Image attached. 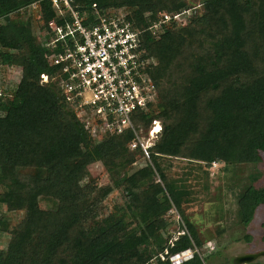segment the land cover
<instances>
[{"label":"trees","instance_id":"obj_1","mask_svg":"<svg viewBox=\"0 0 264 264\" xmlns=\"http://www.w3.org/2000/svg\"><path fill=\"white\" fill-rule=\"evenodd\" d=\"M193 1L70 0L86 29L98 23L97 15L122 12L140 31L142 57L155 62L146 74L156 101L131 116L144 137L153 121L160 123L146 159L140 148H129L130 129L98 140L65 100L61 66L50 65L48 56L55 53L46 39L54 37L50 23L63 29L71 24L70 13L58 15L50 0H0V64L21 69L15 87L0 97V203L24 212L15 225L0 217V233L9 236L0 264H171L170 255L201 248L187 220V233L162 246L165 214L172 205L182 213L183 204L193 201L188 173L168 177L167 158L200 170L203 164L221 163L228 171L262 162L264 0H197L202 12L187 20ZM33 4L38 35L21 16ZM172 14H180L182 23L162 22ZM97 163L110 184L97 186L90 178ZM154 173L162 185L151 180L142 187ZM259 175H248L235 198L241 227L264 205V188L253 185ZM114 191L122 205L105 215L103 202ZM40 198L55 208L41 209ZM201 255L181 264H203Z\"/></svg>","mask_w":264,"mask_h":264},{"label":"built area","instance_id":"obj_2","mask_svg":"<svg viewBox=\"0 0 264 264\" xmlns=\"http://www.w3.org/2000/svg\"><path fill=\"white\" fill-rule=\"evenodd\" d=\"M50 1L58 15L67 11L71 17V24L64 29L50 23L54 37L46 39L48 50L55 53L48 56L50 65L61 66L58 79L65 100L73 105L76 116L83 119L94 138L99 140L130 129L134 139L129 148H140L148 159V149L161 126L159 121H153L144 137L132 123V114L146 111L156 101L155 86L146 74L155 62L143 58L139 51L140 31L132 29L122 12L111 13L109 17L97 15L98 23L86 29L81 17L70 7V0ZM30 9L36 10L37 5H31ZM171 18L182 23L180 14L163 15L162 22ZM156 28L158 24L150 27ZM40 79L41 83L48 81L45 74ZM194 253L198 254L196 249L174 254L171 264H180Z\"/></svg>","mask_w":264,"mask_h":264},{"label":"rangeland","instance_id":"obj_3","mask_svg":"<svg viewBox=\"0 0 264 264\" xmlns=\"http://www.w3.org/2000/svg\"><path fill=\"white\" fill-rule=\"evenodd\" d=\"M193 3L196 7L187 8V20L202 12L198 6L200 1L196 0ZM22 14L21 16L25 18L32 33L38 35L39 14L29 8L24 9ZM13 18L15 17L13 16ZM4 23V20L0 18V25ZM20 73L21 69L17 66L0 64V93L5 95L6 91L15 87ZM9 100L2 101L8 103ZM167 159L166 165L169 164V169L166 174L168 177L176 179L181 178L184 172L188 173L186 184L193 192V201L183 204L182 213L172 205L165 214L164 220L167 227L160 232L163 247L173 242L178 235L187 233V220L194 226L202 243L197 252L203 254L201 255L203 264H232L233 259L237 256L264 251V205L257 208L252 221L246 227L240 226L235 205V198L248 175L260 174L253 185L256 188H264V155H262V162L256 167L237 166L232 168L233 170L229 168L228 171L223 169L224 164L221 163H213L208 167L203 164L202 170H200L201 168L197 164L186 160ZM205 171L208 173L207 176ZM90 178L97 186L110 184L107 172L99 163L91 168ZM151 180L162 185L158 174L154 173L153 177L144 182L142 187H146ZM1 191L0 187V193ZM38 204L43 210H51L56 206L54 202L45 198H40ZM120 205H122L120 195L116 191L112 192L103 202V214L113 213ZM2 216L9 219V225H15L22 219L24 212H9L6 204L0 203V217ZM8 239V234L0 233V248L6 247ZM185 254H189V252ZM161 260H166V258H161ZM254 263L264 264V258H259Z\"/></svg>","mask_w":264,"mask_h":264},{"label":"water","instance_id":"obj_4","mask_svg":"<svg viewBox=\"0 0 264 264\" xmlns=\"http://www.w3.org/2000/svg\"><path fill=\"white\" fill-rule=\"evenodd\" d=\"M259 258H264V251L237 256L233 259L232 264H251L256 262Z\"/></svg>","mask_w":264,"mask_h":264},{"label":"clouds","instance_id":"obj_5","mask_svg":"<svg viewBox=\"0 0 264 264\" xmlns=\"http://www.w3.org/2000/svg\"><path fill=\"white\" fill-rule=\"evenodd\" d=\"M184 252V251H183ZM181 253V252H180ZM179 254V253H178ZM173 255H170L169 257H168V260H169V262L171 263V261H170V258L172 257ZM189 259H191V258H189ZM189 259H187V260H185V261H188ZM185 261H183V262H185ZM183 262H181V263H183ZM180 263V264H181Z\"/></svg>","mask_w":264,"mask_h":264}]
</instances>
